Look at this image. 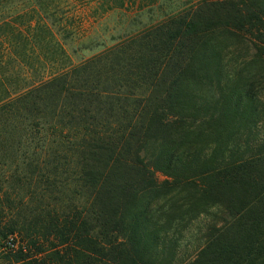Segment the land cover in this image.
Listing matches in <instances>:
<instances>
[{"label": "trees", "instance_id": "obj_1", "mask_svg": "<svg viewBox=\"0 0 264 264\" xmlns=\"http://www.w3.org/2000/svg\"><path fill=\"white\" fill-rule=\"evenodd\" d=\"M0 264H264V0H0Z\"/></svg>", "mask_w": 264, "mask_h": 264}, {"label": "rangeland", "instance_id": "obj_2", "mask_svg": "<svg viewBox=\"0 0 264 264\" xmlns=\"http://www.w3.org/2000/svg\"><path fill=\"white\" fill-rule=\"evenodd\" d=\"M73 15L78 18L75 32L76 39L72 42V47L77 48L82 42H86L88 38H95L97 42L102 44L101 47L95 48L93 51L78 52L76 58L73 60L87 59L92 55L99 52L102 48L112 46L118 38L124 36L131 31L134 26L131 24V14H125L123 12H113L99 18L97 20L89 19V15L86 9L78 10ZM140 24H145V20L139 18L137 21ZM163 177L159 175V179ZM193 234L195 230L192 228Z\"/></svg>", "mask_w": 264, "mask_h": 264}]
</instances>
